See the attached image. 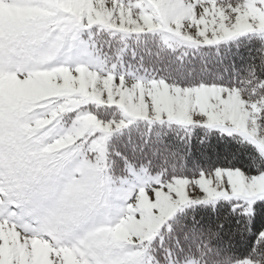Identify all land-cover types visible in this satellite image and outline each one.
<instances>
[{"label":"snow or ice","instance_id":"1","mask_svg":"<svg viewBox=\"0 0 264 264\" xmlns=\"http://www.w3.org/2000/svg\"><path fill=\"white\" fill-rule=\"evenodd\" d=\"M0 264H264V0H0Z\"/></svg>","mask_w":264,"mask_h":264}]
</instances>
